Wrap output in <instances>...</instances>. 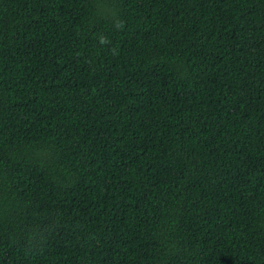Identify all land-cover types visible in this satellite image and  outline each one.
Segmentation results:
<instances>
[{"label":"trees","instance_id":"obj_1","mask_svg":"<svg viewBox=\"0 0 264 264\" xmlns=\"http://www.w3.org/2000/svg\"><path fill=\"white\" fill-rule=\"evenodd\" d=\"M0 264H264V0H0Z\"/></svg>","mask_w":264,"mask_h":264}]
</instances>
